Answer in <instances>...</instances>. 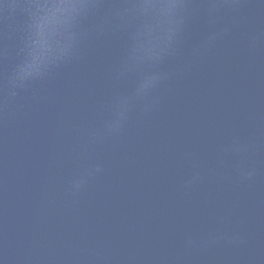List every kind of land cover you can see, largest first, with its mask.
<instances>
[{"label": "water", "instance_id": "obj_1", "mask_svg": "<svg viewBox=\"0 0 264 264\" xmlns=\"http://www.w3.org/2000/svg\"><path fill=\"white\" fill-rule=\"evenodd\" d=\"M125 3L21 88L45 41L0 10V264H264V0H185L147 63Z\"/></svg>", "mask_w": 264, "mask_h": 264}, {"label": "clouds", "instance_id": "obj_2", "mask_svg": "<svg viewBox=\"0 0 264 264\" xmlns=\"http://www.w3.org/2000/svg\"><path fill=\"white\" fill-rule=\"evenodd\" d=\"M98 6V0H0V10L24 11L32 21L35 34L45 41L44 47L30 53L25 81L19 84L9 82L10 87L21 88L31 80L44 77L68 57L77 42V36L72 33L73 26ZM123 7L125 14H131L139 21L132 33L128 60L147 63L174 42L183 23L180 13L186 3L185 0H126ZM157 79L155 76L145 77L141 87L150 91L155 85L148 87V82ZM125 118L117 109L115 118L107 126L109 131L119 130ZM96 170L99 171V167ZM245 174L251 176L253 173ZM80 186V183L76 184L77 188Z\"/></svg>", "mask_w": 264, "mask_h": 264}]
</instances>
